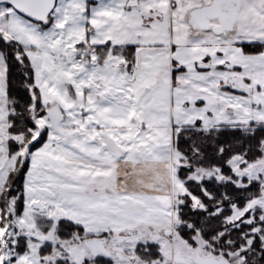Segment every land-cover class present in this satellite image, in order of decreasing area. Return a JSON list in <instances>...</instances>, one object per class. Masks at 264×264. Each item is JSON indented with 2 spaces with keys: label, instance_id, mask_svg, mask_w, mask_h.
I'll return each instance as SVG.
<instances>
[{
  "label": "snow or ice",
  "instance_id": "snow-or-ice-1",
  "mask_svg": "<svg viewBox=\"0 0 264 264\" xmlns=\"http://www.w3.org/2000/svg\"><path fill=\"white\" fill-rule=\"evenodd\" d=\"M0 264H264V0H0Z\"/></svg>",
  "mask_w": 264,
  "mask_h": 264
}]
</instances>
